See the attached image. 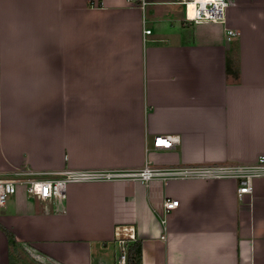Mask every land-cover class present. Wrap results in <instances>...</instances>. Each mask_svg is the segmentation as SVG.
<instances>
[{
    "label": "crops",
    "instance_id": "1",
    "mask_svg": "<svg viewBox=\"0 0 264 264\" xmlns=\"http://www.w3.org/2000/svg\"><path fill=\"white\" fill-rule=\"evenodd\" d=\"M179 1L0 0V176L264 155V0H228L224 24L187 25ZM158 136L178 143L154 149ZM237 187L88 181L42 201L19 185L0 207V264L4 229L41 264H117L122 227L142 264H264V179L243 200Z\"/></svg>",
    "mask_w": 264,
    "mask_h": 264
},
{
    "label": "built area",
    "instance_id": "2",
    "mask_svg": "<svg viewBox=\"0 0 264 264\" xmlns=\"http://www.w3.org/2000/svg\"><path fill=\"white\" fill-rule=\"evenodd\" d=\"M184 7V25L200 23H222L227 20L229 8L228 0H180ZM147 34H151L148 30ZM239 33L225 29L224 36L228 41L237 37ZM178 141L172 136L155 137L154 149H170ZM197 178L204 180L232 179L238 183L237 196L243 200L245 196L254 191V183L258 179H264V155L258 157L254 164L249 165H207L190 167L159 168L151 165L149 161L141 169H112V170H78V171H48L34 172L25 170L12 176L2 178L0 176V207H4L7 200L17 192V186L24 185L30 197H37L42 201L62 200L66 189L71 183L88 181H132L140 182L149 187L153 182L167 184L172 179ZM179 201L166 199L164 210L170 213L177 209ZM116 240L122 244V251L117 264H127V250L125 244L135 241V232L131 227L117 229Z\"/></svg>",
    "mask_w": 264,
    "mask_h": 264
},
{
    "label": "trees",
    "instance_id": "3",
    "mask_svg": "<svg viewBox=\"0 0 264 264\" xmlns=\"http://www.w3.org/2000/svg\"><path fill=\"white\" fill-rule=\"evenodd\" d=\"M10 248V264H41L35 261L27 253V250L18 243L14 235L8 230H3ZM127 264H142V244L139 241L133 242L128 246Z\"/></svg>",
    "mask_w": 264,
    "mask_h": 264
},
{
    "label": "rangeland",
    "instance_id": "4",
    "mask_svg": "<svg viewBox=\"0 0 264 264\" xmlns=\"http://www.w3.org/2000/svg\"><path fill=\"white\" fill-rule=\"evenodd\" d=\"M28 253V252H27ZM29 254V253H28Z\"/></svg>",
    "mask_w": 264,
    "mask_h": 264
}]
</instances>
